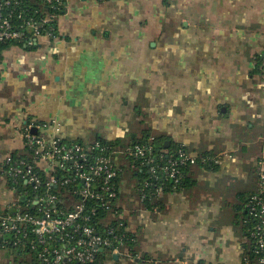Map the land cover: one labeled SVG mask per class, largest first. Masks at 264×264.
Segmentation results:
<instances>
[{"label":"crops","instance_id":"obj_1","mask_svg":"<svg viewBox=\"0 0 264 264\" xmlns=\"http://www.w3.org/2000/svg\"><path fill=\"white\" fill-rule=\"evenodd\" d=\"M64 9L58 37L12 47L0 63V219L15 198L4 164L22 154L27 124L85 146L164 137L167 149L215 166H193L187 188L150 208L116 155L119 216L107 221L137 245L133 255L103 252L102 264H244L236 209L264 172V73L255 72L264 0H66ZM3 243L0 230V264H34Z\"/></svg>","mask_w":264,"mask_h":264},{"label":"built area","instance_id":"obj_2","mask_svg":"<svg viewBox=\"0 0 264 264\" xmlns=\"http://www.w3.org/2000/svg\"><path fill=\"white\" fill-rule=\"evenodd\" d=\"M11 1L6 0L5 5H10ZM46 1L52 4L54 0ZM57 1L65 6L66 0ZM56 18V15L47 14L41 25L28 21L26 25L30 31L25 32L15 29L8 17L0 15V41L34 45L40 38H56L51 25L43 35L39 30ZM47 128L46 125L31 123L24 130V148L30 151L25 154L32 161L11 155L6 158L10 179L15 184L24 181L29 188L14 189L15 198L0 219L2 234H14L18 238L13 243L15 246L22 245L20 236L30 240L31 252L37 253V260L41 264H94L100 250L110 249L113 253H119L126 240L125 234L119 233L123 224L109 222L107 217L119 216L115 211L119 201L115 181L122 172L120 166L114 158L102 154L105 149L94 155L82 145L63 143L55 134L45 136L32 132ZM94 149H100L98 142L91 147V150ZM122 154L149 167L150 177L143 182V198L161 196L165 188L159 182L163 180L171 179L178 186L183 178L179 167L195 166L199 161L198 157L181 147L177 151V159L170 160L162 167L160 174L159 164L164 154L157 158L152 146L127 147ZM150 179H155L157 183L153 184ZM260 179L259 195L254 196L248 205L250 214L259 220L250 229L254 256H245L244 264H264V200L260 197L264 193V172ZM43 188L47 190L41 192ZM52 188L59 190L53 193ZM22 198L25 201H21ZM100 212L106 214L98 223L106 228L102 232L94 224V218ZM22 246L25 247L24 244Z\"/></svg>","mask_w":264,"mask_h":264},{"label":"trees","instance_id":"obj_3","mask_svg":"<svg viewBox=\"0 0 264 264\" xmlns=\"http://www.w3.org/2000/svg\"><path fill=\"white\" fill-rule=\"evenodd\" d=\"M5 1L6 0H0V15L8 17L11 25L20 31H25V32H29L30 30L28 29V26L26 25V22L28 21H34L35 24H40L45 17L47 16V14H52V15H56L57 18L54 19V21L48 25H45L44 27H41L39 30L41 32V34L43 35L44 32H46V30L49 28V26L51 25V27L54 28V33L56 35V37H58V19L61 16V14L64 13V5L60 4L57 0H54L52 4L47 3L46 0H37L36 4L35 3H31L30 0H12L10 5L6 6L5 5ZM107 1V0H106ZM41 25V24H40ZM15 46H20V47H24L26 46L27 49H34L37 46L36 45H28L26 44V42H20V41H0V63L3 60V54L10 50L12 47ZM257 63H256V69L255 72H262L264 73V54L261 56H258L256 59ZM35 124V123H34ZM37 125V123L35 124ZM63 143L68 144V145H72V144H77V143H68L64 140H62ZM96 142H98L100 144V149H94L91 150L92 145L89 146H84L90 153L97 155L100 154V152H102V149H105L102 154L108 156V157H112L115 158V156H119V158H123L124 161H126L129 166L135 170V172H137V177L141 182V185L136 186V191L138 193V198L139 200H141L142 204L146 207H156L159 203L158 200H160L159 196L157 198L155 197H144V192H143V182L146 181V179H149L150 174H149V167L147 165H142L140 163V161H136L134 158L128 156V155H124L123 156V151L125 148L127 147H134L136 145H147V146H152L154 149V155L158 157H160V154H164V157L162 159V161L159 164V171L158 173H162L161 168L165 167L170 160H176L177 159V151L179 150V148H181L182 146L180 145H171L170 148H165V138L164 137H154V136H150V135H144V137L140 138V139H134L126 144L122 143V141H107L101 137H98ZM184 148V147H183ZM186 150V148H184ZM30 152L29 149L24 150L23 154L20 153H11L10 155L13 158H18V157H22V158H27V155L25 153ZM28 161H32L30 159L27 158ZM197 165H202V167H209L211 165L215 166V162L213 160H205L203 161V159H199ZM122 172L119 173V176L117 177L115 184L118 186L119 182H120V178L122 176V173L124 172L125 167L124 166H120ZM193 168V166H180L179 169L183 174V178L181 179V183L178 184V186L174 185L173 180L169 179V180H163L159 183H162L165 190L164 193L169 192L171 190H182L187 188L190 184V171ZM8 169L9 167L6 165V163L4 164V173L6 174L9 184L11 185L12 189H18V190H22L25 187L29 188V186H27L25 184L24 181H19V184H15L12 179H10V177L8 176ZM38 171V170H37ZM150 181H153V184H156L157 181H155V179H150ZM47 190V188H43L41 190V192H45ZM56 188H52L51 192L53 193H57ZM33 195V193H31ZM259 195V192L251 194V195H244V196H240V201H241V205H239V207H237V213H238V217H239V224L242 225V228L245 232V236L247 238V245L245 247L246 256H254V243L253 240L251 239V232L250 229H252L254 227L255 224H257L259 222V220L255 217H253L250 214V208L248 207V205L250 204V201L252 200V198L254 196ZM150 196V195H149ZM261 198H263L264 200V193L260 195ZM23 203V202H21ZM106 217V214L103 212H100L98 214V216H96V218H94V224L97 225V229L98 231L102 232L104 230H106V228L102 227V224L98 225V223L100 222V220H102L103 218ZM114 227H116L117 225L112 224ZM119 233L121 234H125L126 236V240L125 245L122 246L120 249L124 250L126 252H129L130 254H134L135 252V248L137 245V242L135 241L136 238L133 237V235L129 234V233H125V230L123 228H119ZM3 238H4V243L6 244V246L11 247L12 249H16V250H23L24 252L31 250V245L29 244L30 240H24V238H21L20 236V240L22 241L21 244L25 247H23L22 245L20 246H15L13 243H15V241L18 240V238L14 235V234H3ZM32 241H34L33 239H31ZM112 252L110 249H107L105 251L100 250L99 254H98V259L96 261V263L94 264H102L103 260H104V255L106 253L103 252ZM32 253V252H31ZM113 253V252H112ZM33 258L34 264H41L38 260H37V253L33 252Z\"/></svg>","mask_w":264,"mask_h":264},{"label":"water","instance_id":"obj_4","mask_svg":"<svg viewBox=\"0 0 264 264\" xmlns=\"http://www.w3.org/2000/svg\"><path fill=\"white\" fill-rule=\"evenodd\" d=\"M35 132V131H34ZM169 146V142L165 144V147L167 148ZM21 201H25V198H22Z\"/></svg>","mask_w":264,"mask_h":264},{"label":"rangeland","instance_id":"obj_5","mask_svg":"<svg viewBox=\"0 0 264 264\" xmlns=\"http://www.w3.org/2000/svg\"><path fill=\"white\" fill-rule=\"evenodd\" d=\"M24 150H25V148H24V145H23V149H22V152H21L22 154L24 153Z\"/></svg>","mask_w":264,"mask_h":264},{"label":"bare ground","instance_id":"obj_6","mask_svg":"<svg viewBox=\"0 0 264 264\" xmlns=\"http://www.w3.org/2000/svg\"><path fill=\"white\" fill-rule=\"evenodd\" d=\"M34 132V131H33ZM34 134H36V132H34Z\"/></svg>","mask_w":264,"mask_h":264}]
</instances>
